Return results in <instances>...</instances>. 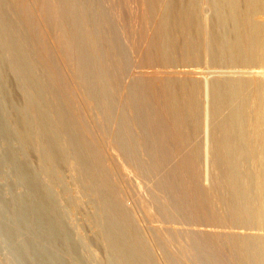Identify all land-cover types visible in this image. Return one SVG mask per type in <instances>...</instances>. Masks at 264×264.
<instances>
[{"label":"bare ground","instance_id":"bare-ground-1","mask_svg":"<svg viewBox=\"0 0 264 264\" xmlns=\"http://www.w3.org/2000/svg\"><path fill=\"white\" fill-rule=\"evenodd\" d=\"M60 2L67 20L60 23L64 40L66 36L65 65L72 70L74 88L76 80L94 93V81L102 80V73L91 68L94 58L87 51L77 3ZM146 2L150 45L161 63L147 73L165 87L173 135L192 148L205 193L213 192L216 182L225 191L220 202L228 207L229 219L212 216L213 226L243 231L220 238L230 247L227 263L264 264V0ZM0 30L8 49L0 40V251L7 264H89L93 247L68 229L60 209L96 204L101 209L97 218L104 222L112 206H120L119 197L103 177L108 172L99 152L88 151L74 131L59 129L23 49L2 18ZM88 35L90 44L100 49L96 35ZM11 57L23 85L10 82ZM118 147L123 152L132 148L131 139L121 136ZM112 157L138 191V174ZM96 229L109 251L106 261L91 258L90 264H156L141 236L106 224ZM211 261L220 264L214 256Z\"/></svg>","mask_w":264,"mask_h":264},{"label":"rangeland","instance_id":"rangeland-1","mask_svg":"<svg viewBox=\"0 0 264 264\" xmlns=\"http://www.w3.org/2000/svg\"><path fill=\"white\" fill-rule=\"evenodd\" d=\"M75 1L87 51L94 58L91 68L102 73V80L94 81V93H88L90 90L75 80L76 93L72 70L65 65L66 36L64 33V40L61 24L66 25L67 20L63 21L60 0H0V18L6 20L23 49L59 129L74 131L75 139L84 142L88 151L99 152L98 158L108 172L103 177L119 197L120 206H112L105 223L97 218L101 209L96 204L77 210L63 207L60 218L75 236L84 237L93 247L89 264L91 258L106 261L108 256L109 245L96 229L100 224L141 236L156 264H213V256L220 264H228L230 247L221 244L220 238L243 231L223 232L213 226L212 216L229 219L228 207L220 202L225 191L216 182L213 192L205 193L198 181L200 166L191 159L192 148L177 142L173 135L167 120L165 87L147 73L159 69L161 63L150 45L152 29L146 0ZM89 33L96 35L100 49L90 44ZM4 35L0 30L2 46L8 51ZM9 61L10 82L25 84L14 58ZM121 136L125 141L131 139L132 148L124 152L119 149ZM112 154L134 176L138 174L134 182L137 188L139 184L138 191L122 177ZM56 195L59 198L61 190ZM91 196L95 201L96 195L91 192ZM141 202L153 224L147 220ZM63 257L71 262L68 256ZM0 264H7L1 251Z\"/></svg>","mask_w":264,"mask_h":264}]
</instances>
